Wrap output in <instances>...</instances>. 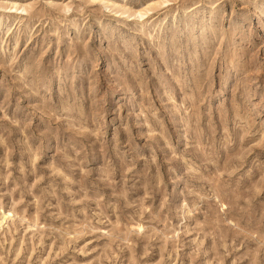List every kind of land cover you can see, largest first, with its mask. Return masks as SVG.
<instances>
[{"label":"rangeland","instance_id":"rangeland-1","mask_svg":"<svg viewBox=\"0 0 264 264\" xmlns=\"http://www.w3.org/2000/svg\"><path fill=\"white\" fill-rule=\"evenodd\" d=\"M0 264H264V0H0Z\"/></svg>","mask_w":264,"mask_h":264}]
</instances>
